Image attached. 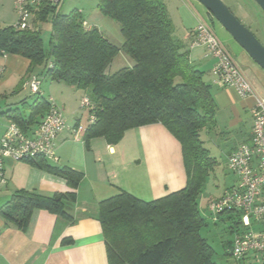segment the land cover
Wrapping results in <instances>:
<instances>
[{
    "label": "trees",
    "instance_id": "1",
    "mask_svg": "<svg viewBox=\"0 0 264 264\" xmlns=\"http://www.w3.org/2000/svg\"><path fill=\"white\" fill-rule=\"evenodd\" d=\"M97 1L98 11L119 25L122 45L90 26L82 12L63 15L62 2L52 5L46 0L34 14L31 28L0 27V60L3 55L21 56L31 63L29 74L42 67V76L89 94L93 106L89 112L96 121L84 134L87 148L95 138L115 146L129 130L155 124L163 125L180 143L187 173L184 189L153 201L121 190L100 203L108 264H218L215 249L201 235L207 223L199 207L220 164L202 139L204 132L216 127L218 106L212 86L206 73L191 62L190 48L178 37L166 0ZM44 23L52 25L48 48L41 34ZM195 38L196 31L192 44ZM120 52L134 65L110 73ZM20 105L0 116L30 133L49 111V102L38 97L30 104L27 98ZM25 163L66 180L73 189L84 179L81 172L55 166L44 157ZM75 200L74 193L44 196L20 190L0 214L21 230L36 209L73 222L70 203ZM224 215L239 224V214Z\"/></svg>",
    "mask_w": 264,
    "mask_h": 264
},
{
    "label": "crops",
    "instance_id": "2",
    "mask_svg": "<svg viewBox=\"0 0 264 264\" xmlns=\"http://www.w3.org/2000/svg\"><path fill=\"white\" fill-rule=\"evenodd\" d=\"M166 3L178 37L189 46L191 62L206 73L205 80L212 86L218 106L216 127L202 135L220 163L213 174L218 194L207 200L209 206L237 184V177L228 170V157L240 145L250 143L252 109L256 102L252 97H241L232 88L220 86L212 72L216 60L207 55L204 47L192 44V36L195 37L201 21L213 28V18L207 9L196 0H166ZM4 5L0 0V7ZM122 43L119 40L118 45ZM133 65L132 61L128 67ZM30 68V61L21 56L10 54L1 58V112L19 107L24 99L15 94L17 90L29 89L31 77L42 74V67L32 74H29ZM258 68L257 64L252 67L257 81L252 83L264 97L263 75L256 71ZM49 87L48 99L53 98L58 106L63 105L65 114L66 109L68 113L67 129L57 138L55 158L49 161L55 166H68L81 172L84 179L73 189L62 178L25 162L7 159L4 162L6 183L0 185V209L20 190L44 196L74 193L76 200L70 203L73 222L36 209L27 227L21 230L0 214V264H108L107 246L99 222L100 203L121 190L141 200L153 201L184 189L187 173L182 147L163 125L155 124L129 130L115 146L103 138H95L87 148L84 135H76L75 130L79 124L87 123L89 113L81 115L79 110L73 109V104L89 94L52 80ZM56 87L59 88L58 96L53 94ZM222 165L226 170L221 171ZM221 180L222 188L219 186ZM223 216L226 221H233L228 215ZM70 240L71 243H66ZM245 261L255 264L252 255Z\"/></svg>",
    "mask_w": 264,
    "mask_h": 264
},
{
    "label": "built area",
    "instance_id": "3",
    "mask_svg": "<svg viewBox=\"0 0 264 264\" xmlns=\"http://www.w3.org/2000/svg\"><path fill=\"white\" fill-rule=\"evenodd\" d=\"M13 1L19 15V22L15 27L25 30L32 27V24H28L29 18L43 8L46 0ZM49 1L52 5H59L63 0ZM84 26L90 30L87 23ZM193 45L204 47L207 55L216 60L212 72L220 86L232 88L241 97H252L256 102L252 109L250 143L240 145L228 157V170L237 177V184L210 203L208 210L215 222L226 213L239 214L240 222L234 228L231 255L238 261L252 255L255 264H264V97L259 94L210 24L205 21L199 23ZM41 84V77H31L28 82L31 94L39 95ZM48 102L49 111L40 125L30 133H24L17 124L9 122L0 141V185L6 183L4 162L7 159L26 162L36 157L48 160L55 158L56 140L68 125L63 109L53 98L48 99ZM80 106L88 111L93 109L89 97L82 98ZM95 121V114L89 112L87 123L78 125L76 135H84Z\"/></svg>",
    "mask_w": 264,
    "mask_h": 264
},
{
    "label": "rangeland",
    "instance_id": "4",
    "mask_svg": "<svg viewBox=\"0 0 264 264\" xmlns=\"http://www.w3.org/2000/svg\"><path fill=\"white\" fill-rule=\"evenodd\" d=\"M2 0V4L5 5L1 8V18H0V27L7 26H16L19 22V15L17 14L14 8V1ZM225 4L230 8L233 14L241 21L243 25H245L263 44H264V12L260 9V7L255 3L254 0H223ZM98 1L97 0H64L59 6V12L63 15H68L71 12L78 10L83 13V17L86 22L90 26H94L98 28L102 34L107 37L111 42L118 45L119 40L123 41V37L120 32L119 25L117 22L103 16L97 9ZM33 23V17H30L28 20V24L31 25ZM178 23V22H177ZM213 30L223 43V45L229 50L235 60L243 69L244 73L248 77L251 82H257L255 80V73L252 69L253 65H256L255 62L248 56V54L241 48L231 34L216 20L212 21ZM42 30V38L44 42V46L46 48L49 47V40L52 34V25L50 23L41 24ZM132 62L131 58L125 54L124 52H120L117 57L114 59L110 66V72L115 73L122 68L128 67ZM247 62L250 66H248ZM249 67V68H248ZM260 75H263L264 80V70L258 68L256 70ZM38 74V72H37ZM41 77V93L39 95H33L30 92V89L26 90H17L16 95L20 94V99H27L30 104L34 103L38 97H43L48 100L50 94V84L51 79L48 76ZM264 82V81H263ZM264 85V83H263ZM53 94H59V88L56 87L53 90ZM0 97V106H2V101ZM80 101H76L73 104V109L79 110L81 115H87L89 113L88 109H82L80 106ZM21 107V105H18ZM63 108V105H60ZM2 109H0L1 112ZM8 110L4 109V111ZM64 111V110H63ZM3 112V111H2ZM67 109L66 114L64 112V116L66 121L67 119ZM75 119H72L74 121ZM9 125V120L4 116H0V141L3 137V132ZM226 170V167L221 168V171ZM215 181L213 176L208 180L207 185L203 191V194L200 199V210L203 216L206 219L207 226L201 230V235L203 238H206L207 241L213 246L215 249V261L218 264H247L248 262L238 261L233 258L230 253L232 250V244L234 241V234L231 232V228H235L236 225L230 221L225 220V216L219 219L218 221H213L212 216L208 209V204L206 202L208 199L212 197L213 194H218L217 189L215 187ZM221 188L223 187L222 180L220 181ZM229 254V255H228Z\"/></svg>",
    "mask_w": 264,
    "mask_h": 264
},
{
    "label": "water",
    "instance_id": "5",
    "mask_svg": "<svg viewBox=\"0 0 264 264\" xmlns=\"http://www.w3.org/2000/svg\"><path fill=\"white\" fill-rule=\"evenodd\" d=\"M220 23L243 48L248 56L264 70V44L233 14L223 0H196ZM264 12V0H254Z\"/></svg>",
    "mask_w": 264,
    "mask_h": 264
}]
</instances>
